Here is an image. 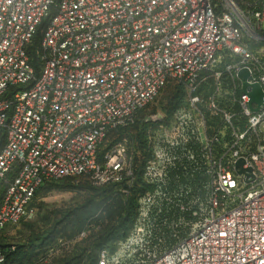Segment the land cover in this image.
<instances>
[{
  "label": "built area",
  "instance_id": "built-area-1",
  "mask_svg": "<svg viewBox=\"0 0 264 264\" xmlns=\"http://www.w3.org/2000/svg\"><path fill=\"white\" fill-rule=\"evenodd\" d=\"M263 11L264 0H0V232L35 217L48 181L86 176L126 195V144L101 160L98 148L175 83L183 101L145 131L149 188L97 264H264Z\"/></svg>",
  "mask_w": 264,
  "mask_h": 264
},
{
  "label": "trees",
  "instance_id": "trees-1",
  "mask_svg": "<svg viewBox=\"0 0 264 264\" xmlns=\"http://www.w3.org/2000/svg\"><path fill=\"white\" fill-rule=\"evenodd\" d=\"M39 41L40 34L37 33L28 49L33 63ZM166 88L170 92L157 111L169 114L183 101L185 91L175 83L166 85L164 89ZM150 107L142 110L131 126L109 131L98 148L101 160L103 154L114 145L126 144L132 168V186L127 188V194L123 195L119 191V185L95 187L86 176L43 183L36 190L33 201L39 191L72 192L76 193L77 198L70 204L46 209L35 223H24L26 233L21 243L14 245L0 242V249L4 254L2 264H38L44 260L48 251L56 250L57 241L70 242L87 231L82 243L75 244L69 253L52 259L50 264H97L101 250L107 249L110 253L114 251L115 244L127 236L133 224L138 197L149 188L142 181L141 171L146 159L143 146L145 131L157 112L155 109L147 112Z\"/></svg>",
  "mask_w": 264,
  "mask_h": 264
},
{
  "label": "rangeland",
  "instance_id": "rangeland-1",
  "mask_svg": "<svg viewBox=\"0 0 264 264\" xmlns=\"http://www.w3.org/2000/svg\"><path fill=\"white\" fill-rule=\"evenodd\" d=\"M262 30L264 31V11L262 20ZM169 88V87H168ZM166 88L160 93V95L155 100L154 104L147 110L150 112L152 109L158 110L160 103H162L170 90ZM76 193L70 192H44L39 191L35 196L33 201V206L36 209V215L30 220H25L16 226L7 227L4 233L0 234V242L7 244H17L21 243L25 239L26 229L24 223H35L38 220L39 215L41 216L46 209H51L52 207L59 206L61 204H70L76 200ZM41 206V208H39ZM87 232H82L77 238L68 242L64 240H59L56 242V250L48 251L46 256L43 257V261H39L38 264H50L52 259L58 258L60 254L69 253L75 244L82 243Z\"/></svg>",
  "mask_w": 264,
  "mask_h": 264
},
{
  "label": "water",
  "instance_id": "water-1",
  "mask_svg": "<svg viewBox=\"0 0 264 264\" xmlns=\"http://www.w3.org/2000/svg\"><path fill=\"white\" fill-rule=\"evenodd\" d=\"M240 75L242 77H245L246 73L241 72ZM243 87L246 88L247 85L244 84ZM251 87H252V92L250 94V103H255L257 105V108H258V106H260L262 104V92H261L259 86L256 84L252 85ZM240 164H241L240 162H237V166H240ZM239 172H241V171H239Z\"/></svg>",
  "mask_w": 264,
  "mask_h": 264
}]
</instances>
